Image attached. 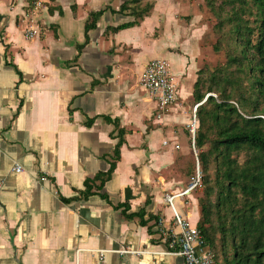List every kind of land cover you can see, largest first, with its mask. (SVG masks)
I'll return each instance as SVG.
<instances>
[{"label":"crops","instance_id":"0c3cea01","mask_svg":"<svg viewBox=\"0 0 264 264\" xmlns=\"http://www.w3.org/2000/svg\"><path fill=\"white\" fill-rule=\"evenodd\" d=\"M37 1L0 0V264H183L166 254V236L180 231L166 198L184 186L169 176L176 138L165 127L186 123L175 106L192 92L178 81L158 117L139 84L150 60L182 67L156 58L151 38L175 0H154L141 19L123 7L130 0ZM30 27L38 33L27 38ZM120 137L110 179L85 197ZM174 207L197 226L192 192ZM141 209L146 226L124 217Z\"/></svg>","mask_w":264,"mask_h":264},{"label":"trees","instance_id":"16d2710c","mask_svg":"<svg viewBox=\"0 0 264 264\" xmlns=\"http://www.w3.org/2000/svg\"><path fill=\"white\" fill-rule=\"evenodd\" d=\"M140 1L123 4L124 8L135 7L136 19L147 16L151 9V4L142 9L135 6ZM215 1L204 0L217 19L214 28L228 36L233 46L228 48L225 68L229 70L218 69L221 78L213 75L212 85L206 88L207 93H218L219 100L205 96L199 78L193 85L192 97L199 104L195 111L194 148L199 150L195 161L200 165L203 186L202 196L197 199V228L215 264L216 249L223 264H264V0ZM135 24L137 20L114 30ZM234 91L239 93L237 105L230 103ZM121 144L120 137L108 160V170L84 182L85 197L92 194L91 185L98 183L95 189L101 190L110 179ZM206 144L209 146L204 151ZM241 154L242 162L238 160ZM144 213L141 209L124 217H138L139 224L146 226Z\"/></svg>","mask_w":264,"mask_h":264},{"label":"rangeland","instance_id":"374dc122","mask_svg":"<svg viewBox=\"0 0 264 264\" xmlns=\"http://www.w3.org/2000/svg\"><path fill=\"white\" fill-rule=\"evenodd\" d=\"M153 1L141 0L135 6L142 9L147 4H152ZM169 1L172 0H160L159 2H165L167 4ZM220 1L216 0L215 2L219 4ZM175 2V14L173 15V12H171L169 18L167 17V12L164 15H160V18L157 20L159 25H156L155 31L152 33L151 38L154 39L155 50L159 53L156 58H164L166 60L165 57L168 56L172 57L175 61L182 62L180 71L175 73L176 66L173 64L172 59L168 58L166 60L169 63L171 72L174 74L173 76L177 77L175 79L177 82L179 81L181 88L186 86L189 91L193 92V85L197 78H199L202 84L200 89L206 93L205 96L211 95L219 100V97H217L218 93H207L206 88L212 85L211 78L213 75L218 74V78H221L217 72L218 69L229 70V68L225 67H227L228 48L229 46H233L232 41L229 40L228 36L217 32L214 28L217 19L209 8L206 7L204 0H175ZM162 8L164 9L163 5H161ZM221 38V43L218 45L219 49L215 50L214 47L217 46V42ZM147 49L149 48L147 47ZM147 52L153 53L152 50H148ZM178 76L180 78L179 80ZM249 92H251L250 89ZM189 95L182 96V98L178 99L177 105L175 106L177 108V114L186 115V123H172L170 126L165 127H169L172 137L176 138V154L173 165L170 168L169 176L176 182H180L179 186H184V188L194 175L193 169H195L196 165L195 156L199 153L198 149H193L191 143L189 124L193 120V111L196 104L193 97H189ZM232 96L233 99L230 103H235L239 93L234 91ZM208 146L209 144H206L203 150L206 151ZM243 159V154L238 156L240 162ZM211 173L212 171H209L210 175ZM200 177L202 179L201 169ZM202 191L203 186L201 181V185L194 189L192 194L198 199L202 196ZM216 244L218 245V241ZM214 252L215 254L217 253L216 259L218 264H223L222 256L218 252V249Z\"/></svg>","mask_w":264,"mask_h":264},{"label":"built area","instance_id":"2783aa9c","mask_svg":"<svg viewBox=\"0 0 264 264\" xmlns=\"http://www.w3.org/2000/svg\"><path fill=\"white\" fill-rule=\"evenodd\" d=\"M35 3L36 6L40 5L37 0H35ZM37 33L38 31L30 27L26 31L25 37L32 38ZM139 84L146 93L147 97L155 103L158 117L168 111V109L173 106V104H175L178 99V82L170 72L168 63L164 60H150L140 75ZM198 105L199 104H196L194 107L193 120L189 124L193 149L194 133L196 129L195 111ZM13 170L15 172H21L22 168L19 165H15ZM200 185V169L198 161L196 160L194 175L190 182L182 191L176 194H171L166 198L167 204L173 215V223L180 229L179 233H172L166 236L167 238L165 242L168 244L170 249V251L166 252V254H172L180 257L183 261V264H215L213 254L203 242L200 230L197 228V226H191L174 207V200L176 198L189 194ZM117 252L119 254L141 253L132 252L126 249H119ZM104 253L105 250L99 251L100 256H102Z\"/></svg>","mask_w":264,"mask_h":264}]
</instances>
